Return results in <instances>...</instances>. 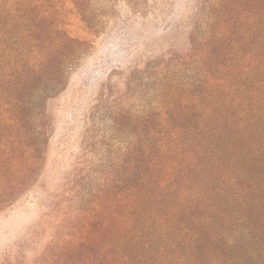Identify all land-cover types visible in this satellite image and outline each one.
<instances>
[{"label": "trees", "instance_id": "1", "mask_svg": "<svg viewBox=\"0 0 264 264\" xmlns=\"http://www.w3.org/2000/svg\"><path fill=\"white\" fill-rule=\"evenodd\" d=\"M71 1L96 26L90 0ZM60 8L0 0V210L38 181L49 101L89 46ZM196 12L143 115L115 112L127 145L66 184L33 264H264V0Z\"/></svg>", "mask_w": 264, "mask_h": 264}, {"label": "rangeland", "instance_id": "2", "mask_svg": "<svg viewBox=\"0 0 264 264\" xmlns=\"http://www.w3.org/2000/svg\"><path fill=\"white\" fill-rule=\"evenodd\" d=\"M58 1L65 27L89 46L65 89L49 101L51 132L38 181L0 210V264L47 258L42 252L55 230L47 223L54 203L70 180L91 174L127 145L128 119L115 125V112L143 115L153 100L152 76L190 45L200 5V0H90L96 26L88 27L71 0Z\"/></svg>", "mask_w": 264, "mask_h": 264}]
</instances>
